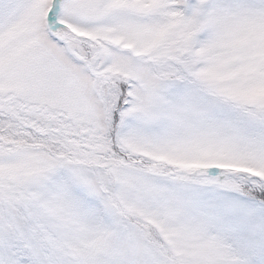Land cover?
Listing matches in <instances>:
<instances>
[{"label":"snow or ice","instance_id":"obj_1","mask_svg":"<svg viewBox=\"0 0 264 264\" xmlns=\"http://www.w3.org/2000/svg\"><path fill=\"white\" fill-rule=\"evenodd\" d=\"M0 264H264V0H0Z\"/></svg>","mask_w":264,"mask_h":264}]
</instances>
